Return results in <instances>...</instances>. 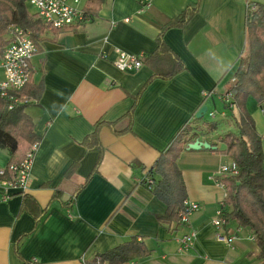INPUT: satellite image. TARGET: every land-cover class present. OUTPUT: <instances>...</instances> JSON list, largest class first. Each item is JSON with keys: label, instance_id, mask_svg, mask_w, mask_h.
<instances>
[{"label": "crops", "instance_id": "0c3cea01", "mask_svg": "<svg viewBox=\"0 0 264 264\" xmlns=\"http://www.w3.org/2000/svg\"><path fill=\"white\" fill-rule=\"evenodd\" d=\"M85 3L80 0L79 6L84 9ZM249 3L264 0H153L142 12L138 0H105L86 24L46 29L31 59L28 83L42 82V94L24 103L41 138L24 191L47 211L35 223L21 209L23 195L0 182V264H23L22 259L85 264L132 237L143 241L150 254L128 264H262L248 230L229 223L234 249L216 238L212 220L224 196L217 172L233 162L221 153L224 144L217 137L230 125L218 119L215 131L208 132L195 121L204 105L208 111L221 110L219 95L235 82L246 47ZM195 7L183 27L170 28L162 37L184 71L168 80L153 79L142 90L153 74L150 65L131 71L113 65L117 50L153 54L161 29ZM135 98L130 132L116 135L101 127L102 152L82 144L99 121L113 122L117 130L124 127ZM246 107L262 137L264 156V111L252 98ZM185 125L215 149L185 148L177 160L187 200L199 204L189 223L196 232L193 247L179 253L178 240L188 228L178 222L159 224L156 216L165 213L166 205L140 182ZM9 159V151L0 149V169ZM71 202V207L61 205Z\"/></svg>", "mask_w": 264, "mask_h": 264}, {"label": "trees", "instance_id": "16d2710c", "mask_svg": "<svg viewBox=\"0 0 264 264\" xmlns=\"http://www.w3.org/2000/svg\"><path fill=\"white\" fill-rule=\"evenodd\" d=\"M105 0H86L84 12L90 17L98 14ZM198 2V0H197ZM256 10L252 16L245 20L246 47L239 57V64L235 72L234 84L227 90L233 94L231 108L222 105L225 118L221 122L228 123L230 128L218 135L217 140L224 144L221 151L229 156L236 164L238 174L236 176H221L217 178L224 186V215L237 227L249 231L256 246L255 256L264 264V156L262 137L256 131L254 121L250 116L246 103L248 98L254 99L264 111V4L254 3ZM26 0H0V56L7 43L8 33L13 28H21L27 31L37 45L43 41L48 28L36 12L28 9ZM197 11V7L189 8L171 19L157 36V48L151 55H142L141 61L150 65L153 74L143 86L142 90L153 79L168 80L185 70L184 63L175 56L163 42V34L170 28L183 27ZM49 29V28H48ZM67 28L53 29L63 31ZM42 82L28 84L16 95L20 99L38 101L42 94ZM141 90V91H142ZM23 95L26 98H23ZM138 98V96H137ZM126 114V124L120 129L115 128V123L99 121L94 130L87 135L82 144L87 149H97L102 152L98 141L99 129L103 126L111 128L114 134L121 135L131 131L132 113L137 104ZM25 104H19L8 108V103L0 99V149H7L10 159L0 174V182L15 184L16 171L13 165H20L26 158L33 145H38L41 138L34 133V124L25 112ZM204 118V117H203ZM195 119L208 132L215 131L219 120ZM191 127H185L175 136L168 147L162 151L147 176L153 179V185H148L145 178L140 182L145 185L151 195L166 205L164 214L156 216L159 224H172L178 222L179 214L183 210V203L187 199L186 188L182 179L177 160L181 152L197 138L191 134ZM101 160V157L100 159ZM98 163L90 174L97 171ZM72 170V169H71ZM85 183V184H86ZM82 185L81 188H83ZM22 197V211L27 212L35 221L46 213L36 201L25 192L19 191ZM54 199H59L58 193ZM71 203H61L63 207H71ZM22 238L16 241L15 249L19 255V246ZM150 250L145 243L132 237L104 253L96 254L85 264H128L138 257H146ZM23 264H40L35 260L22 259Z\"/></svg>", "mask_w": 264, "mask_h": 264}, {"label": "built area", "instance_id": "2783aa9c", "mask_svg": "<svg viewBox=\"0 0 264 264\" xmlns=\"http://www.w3.org/2000/svg\"><path fill=\"white\" fill-rule=\"evenodd\" d=\"M80 0H73L72 3L67 0H26V3L34 9L40 16L43 22L49 29H62L71 28L86 24L92 20V17L85 14L84 10L79 6ZM153 0H138L139 11L142 12L147 9ZM256 10L254 3L247 4L246 14L252 16ZM37 45L31 39L29 33L21 28H13L8 33V43L0 56V99L8 103V108L23 104L26 101L20 99L16 93L22 90L31 80L33 74V66L31 59L37 53ZM142 55L130 54L124 51L117 50L116 57L113 60V65L120 71L138 70L142 67ZM233 94L225 91L219 95L222 105L228 108L233 106ZM207 119L218 120L225 118V111L212 109L206 111ZM37 145H33L27 153L23 162L18 165H13V170L16 171L15 184L9 182H2L9 188L17 189L18 191L25 192L27 186L31 166L34 159V154ZM3 169H0L2 174ZM238 174L237 166L234 162L221 165L217 178L221 176H236ZM148 185H153V179L144 177ZM143 178V179H144ZM221 187L224 186L217 179ZM224 198L219 202V208L216 216L212 220V225L216 230V238L218 241L225 243L229 248L234 249L235 236L229 232V221L224 215ZM199 204L196 202L188 201L183 203V210L179 214L178 223L188 228L178 240V252H188L194 244L196 239V232L189 227L191 215L197 211Z\"/></svg>", "mask_w": 264, "mask_h": 264}, {"label": "water", "instance_id": "95a60500", "mask_svg": "<svg viewBox=\"0 0 264 264\" xmlns=\"http://www.w3.org/2000/svg\"><path fill=\"white\" fill-rule=\"evenodd\" d=\"M208 110L207 106H202L195 114L196 119H201L204 117L206 111ZM186 149L188 150H200V149H215L214 146L209 144L208 142L201 141L199 139L194 140L191 143L187 144Z\"/></svg>", "mask_w": 264, "mask_h": 264}, {"label": "rangeland", "instance_id": "374dc122", "mask_svg": "<svg viewBox=\"0 0 264 264\" xmlns=\"http://www.w3.org/2000/svg\"><path fill=\"white\" fill-rule=\"evenodd\" d=\"M28 9L31 10V8H30L29 6H28ZM31 11H32V10H31ZM204 118H205V119L207 118V115H206V114L204 115ZM204 118H203V119H204Z\"/></svg>", "mask_w": 264, "mask_h": 264}]
</instances>
